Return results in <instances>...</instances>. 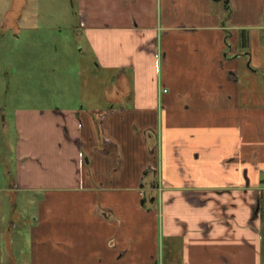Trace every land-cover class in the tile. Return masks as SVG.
Returning <instances> with one entry per match:
<instances>
[{
  "label": "crops",
  "instance_id": "1",
  "mask_svg": "<svg viewBox=\"0 0 264 264\" xmlns=\"http://www.w3.org/2000/svg\"><path fill=\"white\" fill-rule=\"evenodd\" d=\"M219 1H234L232 24ZM76 5L93 65L75 84L34 66L59 93L15 111L0 246L4 193L33 187L16 264H264V94L250 81L264 69L241 46L264 0Z\"/></svg>",
  "mask_w": 264,
  "mask_h": 264
},
{
  "label": "rangeland",
  "instance_id": "2",
  "mask_svg": "<svg viewBox=\"0 0 264 264\" xmlns=\"http://www.w3.org/2000/svg\"><path fill=\"white\" fill-rule=\"evenodd\" d=\"M76 2L77 0H0V188L9 186L11 173H17L20 135L16 126V109L37 106L40 97L52 99V95L59 93L58 90L53 93L52 88L50 94V89L41 85L44 82L41 79L47 76L42 78L41 74L33 75L34 66L38 65L37 67L47 71L56 69L51 74L47 73L51 81L55 79L65 84L67 81L75 84L85 80L89 74V69L83 68L85 62L93 65L89 55L82 54L74 37V30L82 22ZM235 6L234 1L228 3V6L225 1L216 3L215 9L221 14L222 23L232 24L229 14ZM257 24V27L251 28L252 31L248 30V35L251 33V48H246V51L252 52L253 59L249 61L246 58V65L251 67L248 64L251 62L264 69V28H261L264 20L261 22L260 19ZM250 79L254 87L264 94V76L250 71ZM96 80L99 77H92V83ZM32 188L18 190L17 194L14 189L12 197L11 193H4V231L0 246L2 264H16L15 254L16 257H21L19 237L25 240L28 238V235H24L27 232L26 220L35 222L33 200L37 189ZM5 232L9 247L4 237ZM18 264H21L20 260Z\"/></svg>",
  "mask_w": 264,
  "mask_h": 264
},
{
  "label": "trees",
  "instance_id": "3",
  "mask_svg": "<svg viewBox=\"0 0 264 264\" xmlns=\"http://www.w3.org/2000/svg\"><path fill=\"white\" fill-rule=\"evenodd\" d=\"M249 45L248 37L242 35L241 46L246 49Z\"/></svg>",
  "mask_w": 264,
  "mask_h": 264
}]
</instances>
